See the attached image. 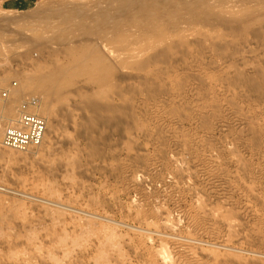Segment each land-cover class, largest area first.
Returning a JSON list of instances; mask_svg holds the SVG:
<instances>
[{"label": "rangeland", "instance_id": "rangeland-1", "mask_svg": "<svg viewBox=\"0 0 264 264\" xmlns=\"http://www.w3.org/2000/svg\"><path fill=\"white\" fill-rule=\"evenodd\" d=\"M96 1L0 6L44 35L0 32L3 134L9 100L13 121L43 100L15 95L25 77L85 64L71 48L93 41L117 64L105 81L69 72L40 146L0 135V264H264V0Z\"/></svg>", "mask_w": 264, "mask_h": 264}, {"label": "bare ground", "instance_id": "bare-ground-1", "mask_svg": "<svg viewBox=\"0 0 264 264\" xmlns=\"http://www.w3.org/2000/svg\"><path fill=\"white\" fill-rule=\"evenodd\" d=\"M98 1V0H97ZM96 1V2H97ZM106 1V0H105ZM108 1V0H107ZM112 1V0H111ZM119 1V0H118ZM126 1V0H125ZM128 1V0H127ZM130 1V0H129ZM133 1V0H132ZM136 1V0H135ZM138 1V0H137ZM141 1V0H140ZM140 1H138V3L140 2ZM153 1V0H152ZM164 1V0H163ZM197 1V0H196ZM84 2V1H83ZM82 1L81 2H79V3H83ZM88 2V1H87ZM87 2H85L86 4H87ZM145 2H147V1H145ZM145 2H144V4H145ZM154 2V1H153ZM167 2V1H166ZM175 2H176V0H175ZM174 2V4H176ZM185 2H186V0H185ZM188 2V1H187ZM190 2V1H189ZM195 2V1H194ZM200 2V1H199ZM72 3V2H71ZM94 3V2H93ZM97 3H99V2H97ZM101 3V2H100ZM112 3V2H111ZM110 3V4H111ZM116 3V2H115ZM124 3H126V2H124ZM123 3V4H124ZM128 3V2H127ZM131 3H133V2H130L129 4H131ZM141 3V5H143L142 3L143 2H140ZM155 4H153L154 5V8H155V6H157V4L156 3H158V2H154ZM183 3V2H182ZM182 3H178V1H177V4H179L180 6L181 5H183ZM193 2H191V4H192ZM196 3V2H195ZM56 4V3H55ZM67 4V3H66ZM109 4V3H108ZM114 3H112V5H113ZM117 5H119L118 3H116ZM115 4V5H116ZM128 4V5H129ZM160 4V3H159ZM166 3L164 2V5H165ZM188 4V3H187ZM42 5V4H41ZM81 5H83V4H81ZM114 5V7L113 8H115V10H119V9H117L116 8V6ZM134 6H136L137 4H136V2L133 4ZM133 5H131V6H133ZM163 5V4H162ZM186 5V4H185ZM195 5V4H194ZM51 6V5H50ZM77 6H79V5H77ZM85 6V5H84ZM106 6V5H105ZM122 6V5H121ZM130 6V5H129ZM130 6V8H132ZM133 6V7H134ZM137 6H139V4L137 5ZM146 6V5H145ZM152 6V5H151ZM83 6H81V8H82ZM86 7H87V5H86ZM85 7V8H86ZM89 7V6H88ZM96 7V11L98 10V9H100V7H98L97 8V6H95ZM95 7H93V10L92 11H90L91 9H92V7H91V9L89 10L88 8V10L92 13H94V12H96L95 10H94V8ZM104 6H102V9H106V8H103ZM141 7L142 6H140V7H138V10H139V8H140V11H141ZM68 8V7H67ZM81 8H76L78 11H80V10H82ZM85 8H83V9H85ZM108 8H111V6H109L108 5ZM107 8V9H108ZM118 8H120V7H118ZM125 8H126V6H125ZM152 8H153V6H152ZM151 8V10H153V11H155L154 9H152ZM44 8H39V11H37L36 12V14H38L39 13V19L41 18V20H40V22L43 24V23H46L47 21H49V19L52 17V15L54 14L52 11L50 12V13H48L47 11L45 12V10H43ZM49 9V8H48ZM72 9H73V7H72ZM80 9V10H79ZM87 9H85V10H87ZM106 9V10H107ZM112 9V8H111ZM123 9V8H122ZM121 9V10H122ZM127 9V8H126ZM126 9H123V10H126ZM129 9V8H128ZM134 9H136V7L135 8H132V10H134ZM190 9V8H189ZM60 10V13H61V10H63L64 11V8L62 7V8H60L59 9ZM67 10V9H66ZM87 10V11H88ZM131 10V9H130ZM146 10V9H145ZM145 10H143V8H142V11L144 12ZM150 10V9H149ZM163 10L164 9H162V12H163ZM188 10V9H187ZM259 10V9H258ZM57 11H58V8H57ZM62 11V13H63V17H65L66 15L64 14L65 13V11L63 12ZM68 11V10H67ZM71 13H76V15L79 13H77V12H75L76 10H75V8L73 9V10H69ZM83 11V10H82ZM87 11H84L83 13L85 14ZM99 11V13H100V10H98ZM97 11V12H98ZM110 9L108 10V12H109V15L111 14L110 13ZM126 11H128V10H126ZM126 11H123V13H121L120 12V15H123V14H126ZM136 11H137V9H136ZM147 11V10H146ZM165 11H167V10H165ZM171 11V10H170ZM195 11V10H194ZM81 12V11H80ZM89 12V14H91ZM101 12H104V11H101ZM113 12H114V10H113ZM130 12V11H129ZM151 12V11H150ZM149 12V13H150ZM156 12V11H155ZM168 12V11H167ZM166 12V13H167ZM173 12V11H172ZM186 12V11H185ZM219 12V11H218ZM259 12V11H258ZM261 12H263V11H261ZM14 13V12H13ZM13 13H11L12 15H13ZM16 13V15H17V12H15ZM14 13V14H15ZM19 13V12H18ZM53 13V14H52ZM71 13L70 14H68V13H66L67 15H70L71 16ZM88 13V12H87ZM105 13H107V12H105ZM118 13V15H119V11L117 12ZM132 13V12H131ZM137 13V12H136ZM152 13H154V12H152ZM168 13H170V12H168ZM167 13V14H168ZM177 13V12H176ZM198 13V12H197ZM211 13V12H210ZM11 14L9 15H4V16H0V32L1 33H4V32H9V34L10 35H13L15 38H13V37H11V38H8L9 39V42L10 43H12L13 42V40L15 39V41H21V42H27L26 41V39H28V38H31V39H33L34 41L35 40H37V41H39L38 39H43V36L38 32V31H36L35 30V28H33V27H31L29 24H27L28 22H30V19H31V17H34V16H36V17H38V15H35V14H32V16H27V17H24V18H21V17H18V16H11ZM73 14H72V16H73ZM102 14V16H103V13H100V15ZM108 14V13H107ZM112 14H114V13H112ZM111 14V15H112ZM128 14V13H127ZM126 14V15H127ZM166 14V15H167ZM171 14H173V13H171ZM170 14V15H171ZM179 14V13H178ZM25 15V14H24ZM58 15V14H57ZM65 15V16H64ZM75 15V14H74ZM79 15V14H78ZM78 15H77V17H78ZM81 18H83L84 16H82L83 14H82V12H81ZM79 15V16H80ZM95 15V13L93 14V16ZM97 15H99L98 13H97ZM117 15V16H118ZM132 15H133V13H132ZM135 15V14H134ZM169 15V16H170ZM175 15V14H174ZM177 15V14H176ZM223 15V14H222ZM245 15V14H244ZM250 15H251V13H250ZM70 16H69V18H70ZM92 17V15H89V17ZM102 16H100V17H102ZM104 16H106V14L104 15ZM103 16V17H104ZM115 16V15H114ZM128 16H129V14H128ZM131 16V15H130ZM168 16V15H167ZM171 16H173V15H171ZM246 16H248V14L246 15ZM67 18H68V16H66ZM75 17V16H74ZM88 17V16H87ZM95 17V16H94ZM111 17V16H110ZM109 17V18H110ZM120 17V18H119ZM123 18H124V16H122ZM156 17V16H155ZM62 18V17H61ZM80 18V17H79ZM106 18L109 20V18L106 16ZM106 18H104L105 19V23H104V19L102 20L103 22H102V24H105L106 26H107V24H106ZM114 19V17H111V19ZM121 19V16H118L117 17V19ZM163 18V17H162ZM174 18V17H173ZM201 18V17H200ZM234 18V17H233ZM60 19V18H59ZM85 19H87V18H85ZM91 19V18H90ZM94 19V18H93ZM97 20H100V19H98V18H96ZM116 19V18H115ZM116 19V20H117ZM118 19V20H119ZM171 19V18H170ZM203 19V18H202ZM79 20V19H78ZM81 21H82V19H80ZM95 20V19H94ZM96 20V21H97ZM115 20V21H116ZM125 20V19H124ZM135 20V19H134ZM212 20V19H211ZM246 20V19H245ZM77 21V20H76ZM76 21H75V23H76ZM81 21L79 22V28L82 26V23H81ZM111 21V20H110ZM114 21V22H115ZM151 21V20H150ZM77 22V23H78ZM83 23L84 22H87L86 20L85 21H82ZM118 22V21H117ZM142 22V21H141ZM196 22V21H195ZM205 22V21H204ZM20 23H25L26 25H20ZM34 23V22H33ZM32 23V24H33ZM74 23V24H75ZM81 23V24H80ZM88 23V22H87ZM90 23V22H89ZM88 23V24H89ZM101 23V22H100ZM111 23V22H110ZM109 23V25H111ZM176 23V22H175ZM31 24V25H32ZM52 24V23H51ZM93 24H94V22H93ZM92 24V25H93ZM120 24H122V22H119V23H117V25H119L120 26ZM143 24H145V22H143ZM151 24V23H150ZM36 25V24H35ZM48 25V24H47ZM68 25V24H67ZM85 25H87V24H85ZM91 25V26H92ZM97 24L95 23V26H96ZM104 25V26H105ZM108 25V26H109ZM114 25H116V23L114 24ZM116 25V26H117ZM149 25V24H148ZM161 25H163V24H161ZM169 25V24H168ZM84 26V25H83ZM90 26V27H91ZM99 26V25H98ZM97 26V27H98ZM130 26H133V25H130ZM85 27V26H84ZM87 27H88V25H87ZM93 27V26H92ZM97 27H95V29L94 30H96V29H98V28H100L101 26H99L98 28ZM137 26L135 25V28H136ZM160 27V26H159ZM82 28V27H81ZM81 28H80V30H81ZM134 28V27H133ZM156 28V27H155ZM158 28V27H157ZM60 29V28H59ZM82 29H84V28H82ZM101 29V28H100ZM99 29V30H100ZM63 30H65V29H63ZM93 30V29H92ZM26 31H30V32H32L31 33V35L29 34H26L27 32ZM82 31V30H81ZM89 31L90 30H88V29H84V31H83V33H80L82 36L83 35H88L89 34ZM97 31V30H96ZM113 31V30H112ZM116 32V31H115ZM132 32V31H131ZM59 33V32H58ZM109 33V32H108ZM52 34H56V32H54L53 31V33ZM51 34V35H52ZM112 34V33H111ZM152 34H154V33H152ZM46 35V34H45ZM150 35V34H149ZM79 36V35H78ZM93 36V35H92ZM92 36H90V37H92ZM136 36H137V34H136ZM47 37V36H46ZM76 38H78L77 36H75ZM80 37V36H79ZM89 37V38H90ZM97 37V36H96ZM134 38V37H133ZM47 39H50V38H47ZM95 39V38H94ZM150 40V39H149ZM12 41V42H11ZM14 41V42H15ZM28 41H29V39H28ZM32 41V40H31ZM36 41V42H37ZM88 41H89V39H88ZM30 42V41H29ZM67 42H68V40H67ZM69 43V42H68ZM98 43V42H97ZM30 44H32V43H30ZM101 44V43H100ZM102 44H103V42H102ZM93 45V41H89V42H81L76 48H71L70 50H80L81 51V53H82V51L84 52V54L83 55H85L86 56V58H85V60H86V62H85V64H80V65H78V66H76V67H74V69H73V67L71 68L70 66H69V68L67 67V66H65V67H63V68H60L58 71H56V70H54V71H43V70H40V69H38L36 72H34L33 74H31V75H29V76H27V77H25L24 78V80H22L21 81V84L19 85V87H16L15 88V95H17V96H20L23 92H25V91H36V92H40V94L42 95V98H43V100H42V102H37V101H35V104H33V110H31V112H35V113H37V114H39L40 116L41 115H43V116H49L50 114H51V112H52V103H53V101L55 100V99H57V98H61L62 99V97L64 96L63 95V89L65 88V86H66V84H67V75L69 74V72H71V70L72 71H78V73H88V74H90V75H98L102 80H106L107 78H108V76H110V75H112L113 74V72H114V70L116 69V67H117V64L116 63H114V62H112V61H108V57L106 56V54H105V52H103L102 51V49H101V47H100V49L99 48H96V46L95 47H93L92 46ZM17 46V45H16ZM100 46V45H99ZM107 47V46H106ZM119 47V46H118ZM78 48V49H77ZM116 49V48H115ZM119 49V48H118ZM70 50H69V53H70ZM75 50V51H76ZM74 52V51H73ZM73 52H71V53H73ZM74 54V53H73ZM72 54V55H73ZM90 54V55H89ZM79 56H81V54H78ZM135 55V54H134ZM81 57H83V56H81ZM85 60H83L82 61V63L85 61ZM118 63V62H117ZM148 63V61L147 60H145V61H142L141 62V66H144L145 64H147ZM125 64V63H124ZM69 69H70V71H69ZM5 79V78H4ZM15 86H13V88H14ZM17 93H19V95L17 94ZM17 98V97H16ZM10 99V98H9ZM18 99V98H17ZM34 108H36V110H34ZM14 109H15V100H13V99H11V100H9L6 104H5V111L7 112V118L9 119V122H6V123H8L9 124V126L10 125H12L13 123H15L18 119H16V120H14L13 121V119L15 118V114H16V112L14 111ZM95 109H99V107L97 106V104L95 105ZM5 112V113H6ZM42 116V117H43ZM5 120V119H4ZM46 120V119H45ZM47 121V120H46ZM47 126H48V122H47ZM3 134V131H1V129H0V135H2ZM46 135H47V132H46ZM46 135H45V137H46ZM44 140H45V138H44ZM42 143H44V141L42 142Z\"/></svg>", "mask_w": 264, "mask_h": 264}, {"label": "built area", "instance_id": "built-area-1", "mask_svg": "<svg viewBox=\"0 0 264 264\" xmlns=\"http://www.w3.org/2000/svg\"><path fill=\"white\" fill-rule=\"evenodd\" d=\"M7 95V91H3V96ZM35 99L31 98L23 102L19 119L4 131L1 139V144L4 147L24 150L38 147L44 141L47 121L44 117L30 110L35 104Z\"/></svg>", "mask_w": 264, "mask_h": 264}, {"label": "crops", "instance_id": "crops-1", "mask_svg": "<svg viewBox=\"0 0 264 264\" xmlns=\"http://www.w3.org/2000/svg\"><path fill=\"white\" fill-rule=\"evenodd\" d=\"M39 0H0L1 8L11 11H24L34 7Z\"/></svg>", "mask_w": 264, "mask_h": 264}]
</instances>
